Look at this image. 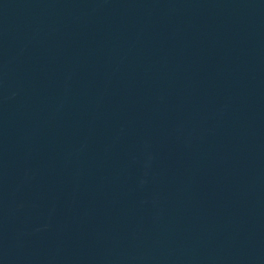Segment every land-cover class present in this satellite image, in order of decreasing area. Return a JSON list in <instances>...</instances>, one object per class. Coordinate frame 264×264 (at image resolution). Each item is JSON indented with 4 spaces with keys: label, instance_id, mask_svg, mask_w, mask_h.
Here are the masks:
<instances>
[{
    "label": "water",
    "instance_id": "1",
    "mask_svg": "<svg viewBox=\"0 0 264 264\" xmlns=\"http://www.w3.org/2000/svg\"><path fill=\"white\" fill-rule=\"evenodd\" d=\"M0 264H264V0H0Z\"/></svg>",
    "mask_w": 264,
    "mask_h": 264
}]
</instances>
